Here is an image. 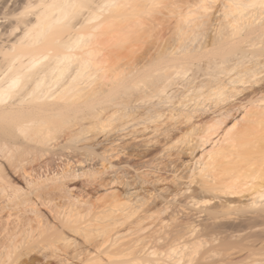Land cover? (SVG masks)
<instances>
[{
	"label": "bare ground",
	"instance_id": "obj_1",
	"mask_svg": "<svg viewBox=\"0 0 264 264\" xmlns=\"http://www.w3.org/2000/svg\"><path fill=\"white\" fill-rule=\"evenodd\" d=\"M217 1L0 0V264H264V0Z\"/></svg>",
	"mask_w": 264,
	"mask_h": 264
},
{
	"label": "rangeland",
	"instance_id": "obj_2",
	"mask_svg": "<svg viewBox=\"0 0 264 264\" xmlns=\"http://www.w3.org/2000/svg\"><path fill=\"white\" fill-rule=\"evenodd\" d=\"M220 1V2H219ZM219 1H217V3L219 2V3H221L222 1L221 0H219ZM218 3V4H219ZM217 5V4H216ZM220 5V4H219ZM124 51V50H123ZM204 77H201V79H203ZM197 81H199V80H197ZM242 116H243V114L242 115H240V112L237 114V120L236 121H241V119H242ZM204 117H208V114H206ZM233 124V123H232ZM212 148V146H211V143H208L202 150H201V152L202 151H204V152H206V151H208V150H210ZM202 155V153H200L199 152V150L195 153V155L194 156H196V158H195V160L193 161L194 163H195V161L200 157ZM192 159V156L191 155H186V157H185V160L186 161H188V163H192V162H189L190 160ZM195 167V165L193 166V168ZM81 183H83V181H80V185H81Z\"/></svg>",
	"mask_w": 264,
	"mask_h": 264
}]
</instances>
